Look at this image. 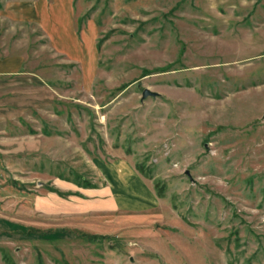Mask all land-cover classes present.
<instances>
[{"label":"rangeland","instance_id":"1","mask_svg":"<svg viewBox=\"0 0 264 264\" xmlns=\"http://www.w3.org/2000/svg\"><path fill=\"white\" fill-rule=\"evenodd\" d=\"M56 3L0 0V264H264V0ZM117 170L152 205L59 177Z\"/></svg>","mask_w":264,"mask_h":264},{"label":"crops","instance_id":"2","mask_svg":"<svg viewBox=\"0 0 264 264\" xmlns=\"http://www.w3.org/2000/svg\"><path fill=\"white\" fill-rule=\"evenodd\" d=\"M64 0H57L56 6L54 8V19L56 18L55 25L57 22L59 24V30L65 35L64 22H65V6ZM74 0H68L70 7H72ZM68 5V3H67ZM72 10V9H71ZM70 33L75 35L74 29V18L71 20ZM92 32L91 27L85 29L84 33L88 35ZM82 33V32H81ZM64 35L62 38H64ZM91 39V38H90ZM91 48L88 45L82 46L80 52L82 56L87 60H92L89 55ZM92 55V53H91ZM24 59L22 57L14 58H0V74H15L21 69ZM115 172V173H114ZM108 172L107 179L104 182L97 184L96 187H80L76 186L77 192L81 195H75L83 201H87L92 204L90 206H85L84 212L97 213L103 208L108 211H114L116 209H134L140 207L141 205H152L156 196L150 190V187L138 177L134 172H132L131 177L121 178L120 171ZM121 178V179H120ZM119 180L121 185L119 184Z\"/></svg>","mask_w":264,"mask_h":264},{"label":"trees","instance_id":"3","mask_svg":"<svg viewBox=\"0 0 264 264\" xmlns=\"http://www.w3.org/2000/svg\"><path fill=\"white\" fill-rule=\"evenodd\" d=\"M82 29H83V22H82V19L79 18L78 32L80 33ZM98 48H99V46H98ZM78 176L79 177H77V179H72V178L67 177L65 175H59L60 178H63V179L68 180V181H73L74 183H76L77 185H79L81 187H96L97 186L96 184L92 183V181L90 179L86 178L85 176H83V175H78ZM48 190L57 192L59 195H61L63 197H66V196L70 195V193H65V192L61 191L59 188L54 187V186L53 187H49ZM75 194L81 195L79 192H75ZM35 231L36 230L29 228L27 230V233L31 234V233H33ZM83 235L88 236V238H92V239L95 238V236L92 237V235H89V234L83 233ZM40 259L41 258L39 257V264H44Z\"/></svg>","mask_w":264,"mask_h":264},{"label":"water","instance_id":"4","mask_svg":"<svg viewBox=\"0 0 264 264\" xmlns=\"http://www.w3.org/2000/svg\"><path fill=\"white\" fill-rule=\"evenodd\" d=\"M159 95V92L158 91H154L150 88H145L144 91H143V98H148L149 96H158ZM188 174H190V172L188 171Z\"/></svg>","mask_w":264,"mask_h":264}]
</instances>
